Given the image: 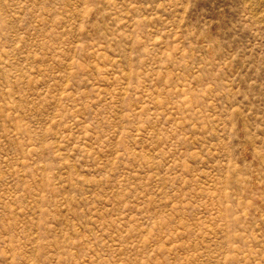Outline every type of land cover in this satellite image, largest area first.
Segmentation results:
<instances>
[{
  "label": "rangeland",
  "instance_id": "374dc122",
  "mask_svg": "<svg viewBox=\"0 0 264 264\" xmlns=\"http://www.w3.org/2000/svg\"><path fill=\"white\" fill-rule=\"evenodd\" d=\"M0 264H264V0H0Z\"/></svg>",
  "mask_w": 264,
  "mask_h": 264
}]
</instances>
